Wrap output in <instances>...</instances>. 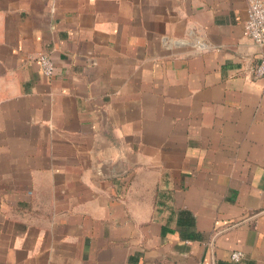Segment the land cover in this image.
<instances>
[{"label": "crops", "instance_id": "0c3cea01", "mask_svg": "<svg viewBox=\"0 0 264 264\" xmlns=\"http://www.w3.org/2000/svg\"><path fill=\"white\" fill-rule=\"evenodd\" d=\"M247 4L0 0V264H264Z\"/></svg>", "mask_w": 264, "mask_h": 264}, {"label": "built area", "instance_id": "2783aa9c", "mask_svg": "<svg viewBox=\"0 0 264 264\" xmlns=\"http://www.w3.org/2000/svg\"><path fill=\"white\" fill-rule=\"evenodd\" d=\"M247 2L244 34L263 48L259 61L254 68V75L264 82V0H247ZM34 59L44 75H52L54 66L48 55L41 53ZM230 257L237 261L243 257V253L235 250L231 252Z\"/></svg>", "mask_w": 264, "mask_h": 264}]
</instances>
